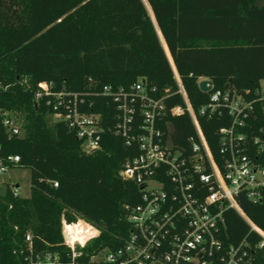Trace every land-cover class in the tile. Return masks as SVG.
Wrapping results in <instances>:
<instances>
[{
  "label": "trees",
  "instance_id": "1",
  "mask_svg": "<svg viewBox=\"0 0 264 264\" xmlns=\"http://www.w3.org/2000/svg\"><path fill=\"white\" fill-rule=\"evenodd\" d=\"M143 1L0 0V155H18L11 167L29 169L31 185L27 197H13L5 188L0 264H19L12 250L26 232L37 248L65 251L62 217L82 219L99 230L80 249L88 264L99 249L123 245L131 229L127 215L140 200L136 183L119 175L136 151L113 133L116 109L110 100L86 97L94 100L88 111L101 114L105 129L102 148L86 154L67 124L51 121V108L34 100L38 83L80 93L104 85L128 88L143 78L147 88L165 96L168 108L184 106L170 57L217 156V130L228 119L199 114L209 99L199 79L210 80L213 90H244L264 80V4L258 0ZM4 113L18 121L21 135L8 134ZM167 118L172 142L188 148V138L195 135L188 113ZM245 211L264 229V200L248 203ZM225 220L227 241L247 234L253 242L260 239L236 211L227 210ZM257 261L264 264V248Z\"/></svg>",
  "mask_w": 264,
  "mask_h": 264
},
{
  "label": "built area",
  "instance_id": "2",
  "mask_svg": "<svg viewBox=\"0 0 264 264\" xmlns=\"http://www.w3.org/2000/svg\"><path fill=\"white\" fill-rule=\"evenodd\" d=\"M168 59L184 106L168 108L165 96L147 88L143 78L128 88L104 85L97 92L55 90L52 82H40L33 91L35 101L43 100L51 108L50 120L64 121L86 154L102 148L105 132L101 114L88 111L94 100L87 102L86 97L108 98L116 109L113 133L136 151L119 171L140 191L139 202L127 215L130 233L119 248L94 252L88 264H260L257 259L264 248V229L251 221L240 198L246 206L264 200V80L244 90H213L211 82L208 102L199 114L228 119L217 130L219 145L214 156ZM183 112L195 128L188 148L177 147L169 135L167 116ZM2 124L9 135H21L18 121L8 113ZM18 161V155H0V173ZM8 187L13 197L20 196L18 185ZM4 194L5 190L0 192L3 205L8 203ZM230 209L247 222L250 232L260 237L258 241L249 240L248 234L238 242L227 241L225 212ZM78 221L61 218L65 251L37 248L32 234L26 232L12 254L19 264H84L80 249L99 230L90 224L97 232L83 242L74 240L66 228Z\"/></svg>",
  "mask_w": 264,
  "mask_h": 264
},
{
  "label": "rangeland",
  "instance_id": "3",
  "mask_svg": "<svg viewBox=\"0 0 264 264\" xmlns=\"http://www.w3.org/2000/svg\"><path fill=\"white\" fill-rule=\"evenodd\" d=\"M258 4L259 5L264 4V0H258ZM146 7L152 18V14L150 12L149 7L147 5ZM12 185H18L20 196L23 197L29 196L31 190L29 169L14 166L8 168L5 172L0 173V192H3L5 188Z\"/></svg>",
  "mask_w": 264,
  "mask_h": 264
},
{
  "label": "bare ground",
  "instance_id": "4",
  "mask_svg": "<svg viewBox=\"0 0 264 264\" xmlns=\"http://www.w3.org/2000/svg\"><path fill=\"white\" fill-rule=\"evenodd\" d=\"M66 230L71 231V238L81 242L85 241L89 235H94L97 232L93 226L82 219H79L75 224L68 226ZM68 238L70 237L68 236Z\"/></svg>",
  "mask_w": 264,
  "mask_h": 264
},
{
  "label": "water",
  "instance_id": "5",
  "mask_svg": "<svg viewBox=\"0 0 264 264\" xmlns=\"http://www.w3.org/2000/svg\"><path fill=\"white\" fill-rule=\"evenodd\" d=\"M143 1V0H142ZM144 2V1H143ZM145 4V3H144ZM146 6V5H145ZM162 42V41H161ZM163 44V43H162ZM198 86H199V89L202 91V92H208L210 90V86H211V81L208 80V79H203L201 80L199 83H198ZM240 202H241V205H242V208L245 209L246 208V203L245 201L240 198Z\"/></svg>",
  "mask_w": 264,
  "mask_h": 264
}]
</instances>
